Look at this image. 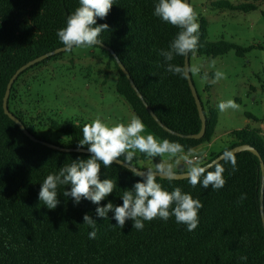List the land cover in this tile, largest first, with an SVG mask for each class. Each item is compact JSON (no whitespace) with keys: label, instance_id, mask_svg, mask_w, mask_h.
<instances>
[{"label":"trees","instance_id":"1","mask_svg":"<svg viewBox=\"0 0 264 264\" xmlns=\"http://www.w3.org/2000/svg\"><path fill=\"white\" fill-rule=\"evenodd\" d=\"M238 1L233 4L220 0L211 6L250 12L264 3V0ZM157 2L114 0L108 17L97 19L98 25L110 26V31L102 33L100 39L124 65L142 99L111 53L101 46L93 47L106 52L114 63L117 93L136 117L156 137L178 142L186 152L190 147L211 142L218 115L209 101L204 103L199 96L206 116V132L201 139H190L165 131L149 113L148 109L165 127L182 135L196 134L201 129L188 80L167 72V63L159 55L161 49L168 48L179 29L154 16ZM78 6L79 0H0V264H264L260 210V159L264 165V139L256 129L247 127L232 132L226 148L211 153L202 162L206 165L224 151L243 144L257 150L260 159L249 151L236 153L238 171L234 173L230 163L220 161L226 180L222 189L192 187L187 179L158 181L166 190L180 187L202 202L199 225L191 232L174 217L166 222L159 218L145 222L142 231L134 230L132 221H127L124 228L114 227L113 213H109L107 220L97 217L98 206L108 202L122 205V190L132 188L139 179L119 164L109 168L101 165V179H114L116 188L100 205L85 199L76 206L71 198L62 195L64 190L70 191L67 186L58 189L60 204L55 210L47 209L39 201L41 183L47 175L58 172L72 160L87 159L90 154L62 152L33 142L4 113L3 97L9 80L20 67L64 46L57 31L66 25ZM197 22L200 25L197 55L216 58L234 50L237 56H243L250 49L224 40L208 42V22L202 17ZM63 54L51 56L30 68L60 59ZM172 63L183 65L185 57L177 56ZM25 71L12 85L8 108L35 135L23 120L21 109L11 108V102L18 99V79ZM84 125L52 123L53 130L71 141L58 146L77 147ZM147 160L148 157L139 153L132 165L146 170L139 163ZM241 194H246L242 202L238 200ZM85 214L97 222L95 239H89L92 229L83 225ZM241 256H247V260H241Z\"/></svg>","mask_w":264,"mask_h":264},{"label":"clouds","instance_id":"2","mask_svg":"<svg viewBox=\"0 0 264 264\" xmlns=\"http://www.w3.org/2000/svg\"><path fill=\"white\" fill-rule=\"evenodd\" d=\"M113 5L114 0H79V6L68 17L66 25L57 31L59 41L68 51L101 46L104 43L100 39L101 34L110 31V26L107 23L98 25L97 19H106ZM153 14L162 22L179 29L168 48L159 52L167 63L166 71L190 80L192 76L199 74L200 69L188 63L177 65L172 61L177 56L195 55L199 47L200 25L194 8L187 0H158ZM214 77L213 83L227 78L221 71H216ZM202 80H208L207 73ZM217 107L220 112H224L227 109H237L239 105L234 100H227L221 101ZM145 132L146 125L136 116L127 124L117 123L113 126L99 118L86 123L77 147L87 148L89 158L72 160L70 164L60 167L58 172L47 175L41 183L39 201L47 209L55 210L60 204L58 189L67 186L70 191L64 190L62 195L71 198L76 206L85 199L100 205L116 188L114 179H101V165L109 168L113 164H119L139 179L132 188L122 190V205L108 202L105 206H98L97 217L107 220L109 213H113L112 219L116 221L114 227L124 228L127 221H132L133 229L140 231L144 229L145 222L157 218L166 222L174 217L178 224L185 225L190 232L194 231L199 225L202 202L180 187L166 190L158 181L167 179L171 182L182 176L192 187L201 185L207 189L211 186L214 190H220L226 184L223 175L225 168L219 161L203 165L207 153L200 152L197 148L190 147L185 152L182 144L158 138L151 133L145 135ZM67 138L69 137L64 140ZM137 153L150 159H160L145 171H138L132 167ZM221 159L224 163L231 164L233 173L238 171L237 159L232 151H224ZM245 199L246 194H241L238 198L240 202ZM83 221V225L92 229L88 233L89 239H95L96 220L85 214ZM241 260L246 261L247 256H241Z\"/></svg>","mask_w":264,"mask_h":264},{"label":"rangeland","instance_id":"3","mask_svg":"<svg viewBox=\"0 0 264 264\" xmlns=\"http://www.w3.org/2000/svg\"><path fill=\"white\" fill-rule=\"evenodd\" d=\"M218 1L190 0L197 20L202 17L208 22L207 41L224 40L250 49L243 56L232 50L216 58L196 53L189 57V64L200 69L192 76L198 95L217 111L215 136L202 146L213 153L227 146L232 132L247 127L259 131L264 139V3L255 11L243 12L211 6ZM216 71L227 78L213 83ZM205 73L207 81L202 80ZM116 84L115 65L106 52L98 47L74 48L60 59L25 71L18 79V99L11 102V108L21 109L23 120L36 136L66 145L71 141L53 130L52 123L86 124L99 118L113 126L127 124L136 116L117 93ZM227 100H234L239 107L220 112L217 105ZM149 133L153 134L146 128L144 134ZM158 158L139 165L147 169Z\"/></svg>","mask_w":264,"mask_h":264},{"label":"water","instance_id":"4","mask_svg":"<svg viewBox=\"0 0 264 264\" xmlns=\"http://www.w3.org/2000/svg\"><path fill=\"white\" fill-rule=\"evenodd\" d=\"M188 3H190V0H187ZM101 47H103L104 49H106L107 51H109L111 53V55L114 57V59L117 62V65L119 66V68L122 70V72L125 74V76L129 79L130 84L132 85L133 89L136 91L137 95L142 99L141 94L137 91L136 86L134 85L133 81L131 80V77L128 73V71L126 70V68L124 67V65L118 60L117 56L115 55V53L113 52L112 49L108 48L107 46H105L104 44L101 45ZM67 51V49L65 48V46L58 48L54 51L48 52L40 57H37L31 61H29L28 63H26L25 65H23L22 67H20L15 73L14 75L11 77V79L9 80L8 84H7V88L5 91V95L3 97V110L4 113L19 127V129L33 142L36 143H41L49 148L58 150V151H62V152H78V153H86L89 154L87 152V148L84 149H78V147H61L58 146L56 144L41 140L39 138H37L35 135H33L31 132H29V130L26 128V126L23 124V122L18 119L8 108V99L11 93V88L13 83L15 82V80L18 78V76L25 70H27L28 68L32 67L33 65L44 61L45 59L57 55L59 53L65 52ZM185 63L189 64V56L185 57ZM189 83V87L191 89L193 98L195 100L196 106H197V110H198V114L200 117V121H201V129L198 133L196 134H190V135H182L176 132H173L172 130H170L169 128L165 127L155 116V114L148 109L149 113L152 115V117L157 121V123L167 132L174 134L176 136H180V137H184V138H190V139H201L204 137L205 132H206V116L203 110V106L201 103V99L198 95V92L193 84L192 78L190 80H188ZM145 103V102H144ZM230 151H232L234 154L242 152V151H249L251 153H253L254 155H256L257 157H259V153L257 152V150L248 145V144H243V145H239V146H235L231 149H229ZM223 154V153H222ZM222 154L218 155L215 159H213L211 162L209 163H214L217 161H222L221 157ZM207 163V164H209ZM206 164V165H207ZM260 165H261V169H262V189H261V196H260V210H261V219H262V225L264 228V165L263 162L260 159ZM132 167H134V169L138 170V171H145V169H140L139 167H136L135 165H132ZM181 169H183V166H181ZM178 173H179V169H178ZM179 179H184L182 176Z\"/></svg>","mask_w":264,"mask_h":264},{"label":"crops","instance_id":"5","mask_svg":"<svg viewBox=\"0 0 264 264\" xmlns=\"http://www.w3.org/2000/svg\"><path fill=\"white\" fill-rule=\"evenodd\" d=\"M214 136H215V134H214ZM203 145H204V144H203ZM203 145L199 146V147L197 148V150L200 151V152L207 153V156L205 157V159H206V158L209 157L210 154L213 153V152H211L208 148H205V149H204V147H202ZM225 148H226V146H225L224 148H222V149L224 150ZM159 159H160V158H158V161H157V162H159ZM148 160H149V158H148ZM148 160H147V162H148ZM182 163H183V162H182Z\"/></svg>","mask_w":264,"mask_h":264}]
</instances>
